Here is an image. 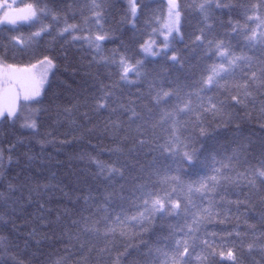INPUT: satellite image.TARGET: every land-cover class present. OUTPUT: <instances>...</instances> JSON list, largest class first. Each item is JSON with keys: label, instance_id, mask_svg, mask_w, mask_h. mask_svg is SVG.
Segmentation results:
<instances>
[{"label": "snow or ice", "instance_id": "6c2138e0", "mask_svg": "<svg viewBox=\"0 0 264 264\" xmlns=\"http://www.w3.org/2000/svg\"><path fill=\"white\" fill-rule=\"evenodd\" d=\"M112 7L107 0H35L22 7L0 0V25L12 26L0 42V120H22L20 127L34 134L10 143L7 162L0 148V249L12 264H25L7 250L18 216L35 204L37 219L58 228L65 243L51 264H264V139L253 164L252 142L239 124L230 139L221 137L239 118L237 109L258 98L264 115V0H167V14L155 18L159 26L148 38L134 31L127 42L106 27ZM146 7L128 0L122 22L135 30ZM24 23L35 30L17 31ZM45 37L89 54L80 90L54 105L55 123L86 143L78 158L94 168L74 192L61 187L45 158L53 134L35 138L48 109L21 117L19 108L21 95L42 102L57 58L7 63L9 51L34 53ZM37 65L47 70L37 75ZM33 140L39 153L29 146ZM18 147L26 150L14 157ZM57 192L72 207L47 220L46 205ZM38 235L33 228L25 248L29 240L39 245Z\"/></svg>", "mask_w": 264, "mask_h": 264}, {"label": "trees", "instance_id": "16d2710c", "mask_svg": "<svg viewBox=\"0 0 264 264\" xmlns=\"http://www.w3.org/2000/svg\"><path fill=\"white\" fill-rule=\"evenodd\" d=\"M34 2L35 0H18L19 4ZM63 2L71 3L72 0H63ZM83 2L84 0H79V3ZM107 2L114 5V7L108 9L106 27L113 29L115 34L125 42L133 35L134 31L137 37L143 35L147 39V34L151 33V28L159 26L155 23V18H163L166 12V3L164 0H136L138 4L142 6L147 5V7L142 8L139 18L135 22L136 28L133 30L130 24L122 22L125 15L128 14L127 0H107ZM179 2L183 5L190 3L191 0H179ZM231 2L251 3L254 0H231ZM128 18L131 19L130 15ZM224 18L227 19L226 16ZM233 18L239 19L240 17L236 15ZM79 19L80 17L77 16L75 21L70 22H79ZM148 21H152L151 27L147 26ZM10 28L12 26L5 27L0 25V42H3ZM16 30L28 33L35 29L27 23H24L17 26ZM155 38L153 37V39ZM50 41V37H45L35 49L34 53L26 52L22 54L17 51L13 55L9 51L7 63L34 64L37 60L42 59L43 55L55 56L57 58L58 67L55 75L50 74L51 87L45 94L42 102L40 104L28 102L21 104L20 114L21 117H24L36 108L48 109V111H42L40 113L39 132L35 134V138L42 139L48 133L53 134L52 136H47V138H54L56 142L45 146V158H51V163L53 164L51 171L56 172L61 187L67 192H74L77 187V180L88 179L89 171H94V168L87 167L78 158L80 152L87 147L86 143L82 144L74 141L73 135L69 133L66 124L61 126L55 123L54 105L55 103L67 104L71 97L80 90L83 81L86 79L85 73L89 71L87 67L89 54L80 50L79 45L65 44L64 41H57L53 44ZM119 43L120 40H117L115 43L105 44V48H114ZM54 93L56 94L55 96L53 95ZM237 111L239 118L233 122L227 132L221 133V137L230 139L233 132L236 131V125L239 124L241 135L250 138L252 142L249 151L250 155L255 157V159L251 160L255 164L259 158L260 141L264 139V115L260 111V99H257L254 106L249 105L248 109L240 108ZM21 123L22 120H18L15 125L9 121L0 120V148L4 149L5 162H7V156L9 155L7 149L10 143H14L18 137L31 138L34 135L31 131L21 128ZM61 141L65 143H61ZM92 143H97V140L93 139ZM104 143L107 144L109 141L105 140ZM29 146L33 152L39 153L41 150L40 146L34 140ZM25 150V148L18 147L17 151L12 153V155L15 157ZM87 150L92 151L90 148ZM101 159L107 160L108 157L105 155ZM11 168L13 170L16 169L15 163L12 164ZM65 206L72 207L67 202V199L62 198L61 193L57 192L52 203L46 205L48 209H51V211L45 213L47 220H54L57 215V210H62ZM39 215L40 210L37 205L33 204L30 207H26L24 214L18 216L16 220L18 233H13L10 237L12 246L8 248L7 252L15 254L25 264H51V261L57 256L64 255L65 243L61 239L59 229L55 226L49 227L46 222H41L37 219ZM33 228L38 231L39 235L37 239L41 243L37 245L35 241L29 240L28 247L25 248L24 241L29 239L27 234ZM215 230L227 231L231 229L225 226H217ZM147 238L146 236L145 239ZM72 259L75 260L76 257L73 256ZM0 260H3L5 264H12V257L3 249H0Z\"/></svg>", "mask_w": 264, "mask_h": 264}, {"label": "rangeland", "instance_id": "374dc122", "mask_svg": "<svg viewBox=\"0 0 264 264\" xmlns=\"http://www.w3.org/2000/svg\"><path fill=\"white\" fill-rule=\"evenodd\" d=\"M164 1L166 3V12H165V16H166V14H167V0H164ZM16 3H17L18 6H21V7L24 5V4H19L18 3V0H16ZM127 4H128V0H127ZM165 16H163V17H165ZM46 70H47V66L46 65H44V66L37 65V67L34 69V71L37 73V75H39L40 73L45 72ZM23 103H26V102L23 101V97L21 95V100L19 101V108H20V110H21V104H23Z\"/></svg>", "mask_w": 264, "mask_h": 264}]
</instances>
